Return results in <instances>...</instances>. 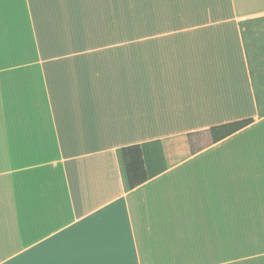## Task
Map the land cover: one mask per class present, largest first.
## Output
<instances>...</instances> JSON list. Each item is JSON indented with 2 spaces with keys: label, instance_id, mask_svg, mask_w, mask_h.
<instances>
[{
  "label": "crops",
  "instance_id": "1",
  "mask_svg": "<svg viewBox=\"0 0 264 264\" xmlns=\"http://www.w3.org/2000/svg\"><path fill=\"white\" fill-rule=\"evenodd\" d=\"M248 1L0 0V264H264Z\"/></svg>",
  "mask_w": 264,
  "mask_h": 264
},
{
  "label": "trees",
  "instance_id": "2",
  "mask_svg": "<svg viewBox=\"0 0 264 264\" xmlns=\"http://www.w3.org/2000/svg\"><path fill=\"white\" fill-rule=\"evenodd\" d=\"M240 27H241V33H242L245 50L247 53L250 75L256 93L259 115L263 116L264 97L263 99L260 98L259 86H258L259 80L262 77V71L260 70V67L258 65L261 59L260 53L261 51H264V45L259 46L257 44V36L264 35V16L243 20L240 22ZM253 121H255V118L214 127L211 129L213 140L218 141L230 135L231 133L249 125ZM126 160H127L129 175L132 179V173H131L132 163L130 162L127 156H126Z\"/></svg>",
  "mask_w": 264,
  "mask_h": 264
},
{
  "label": "rangeland",
  "instance_id": "3",
  "mask_svg": "<svg viewBox=\"0 0 264 264\" xmlns=\"http://www.w3.org/2000/svg\"><path fill=\"white\" fill-rule=\"evenodd\" d=\"M262 3H264V1L262 0H249L246 6L248 9H258V8L263 7ZM257 44L259 46L264 45V35L257 36ZM260 56H261V59H260V63L258 66L260 67V70L262 71V77L259 80L258 86H259L260 98L263 99L264 97V94H263V91H264V51H261ZM12 163H13L12 160H9V161L7 160L6 163H4V165L0 169V178H2V174L7 175V176L12 175L14 177L15 172L13 171V167L12 168L10 167ZM3 168L5 169V172H1ZM234 257H236L235 253H233V258Z\"/></svg>",
  "mask_w": 264,
  "mask_h": 264
}]
</instances>
